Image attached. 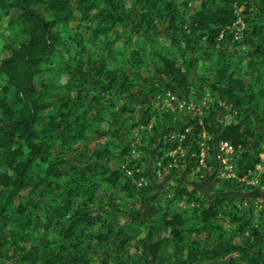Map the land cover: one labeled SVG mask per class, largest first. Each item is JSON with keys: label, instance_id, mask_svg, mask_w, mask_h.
<instances>
[{"label": "trees", "instance_id": "trees-1", "mask_svg": "<svg viewBox=\"0 0 264 264\" xmlns=\"http://www.w3.org/2000/svg\"><path fill=\"white\" fill-rule=\"evenodd\" d=\"M195 1L0 0V264H92L93 255L110 238L116 243L111 262L103 261L107 256L102 254L99 264H162L169 246L174 251L170 264H264V197H239L252 190L243 191L237 181L219 180L207 199L180 184L172 168V197L162 200L143 170L148 159L131 155L145 144L153 147L145 152L150 161L155 150V182L157 170L172 161L163 155L168 147L175 148L165 136L183 131L189 122L192 129L183 142L188 173L198 164L203 128L212 137L210 153L220 141L237 149L239 177L260 162L263 114L235 117L228 124L212 119L223 106L238 114L258 93L264 96V0H203L191 13ZM241 7L246 11L240 12L244 17L239 30ZM220 45L232 47L234 54L221 51ZM240 50L250 53L244 56ZM203 64H217L208 85L206 76L196 73ZM124 67L137 72L130 77ZM164 76L167 81L157 83ZM244 76L254 83L247 87ZM205 91L209 116L180 120L169 111L156 112L147 129L152 99L172 92L198 104ZM134 126H144L143 147L129 144ZM89 133L106 138L105 144L89 152ZM79 143L83 146L75 148ZM142 177L147 184L137 188ZM43 185L48 191L39 194ZM260 186L264 191V173ZM103 188L115 198L143 199L150 209L147 218L139 206L130 204L123 213L114 201L105 204L97 198ZM177 201L192 206L187 213L179 211ZM234 201H247L252 210L260 202L263 209L257 220L249 219L245 211L239 215L242 210ZM223 207L234 225L229 233L245 236L242 244L232 243L217 223ZM100 213H105L106 227L92 236ZM122 215L129 219L126 227L118 223ZM30 229L59 232L60 240L55 246L41 243ZM189 233H205L206 239L189 243ZM92 238L93 249L88 245Z\"/></svg>", "mask_w": 264, "mask_h": 264}, {"label": "rangeland", "instance_id": "rangeland-1", "mask_svg": "<svg viewBox=\"0 0 264 264\" xmlns=\"http://www.w3.org/2000/svg\"><path fill=\"white\" fill-rule=\"evenodd\" d=\"M203 0H196L195 3L194 2H191L192 4L190 5L191 7V13H193L199 6V2H201ZM207 2V0H205ZM243 11H246V9L244 8H239L238 10V15H239V19H238V23L240 25V27L238 28L239 30L243 27L241 26L242 25V20H240L241 18L240 17H244V14ZM242 12V13H240ZM252 19L256 20V14H253V11L251 12L249 10L248 12ZM247 13V14H248ZM220 49L221 51L223 52H226L228 54L233 53V50H232V47H228L226 49H223L222 46L220 45ZM249 50H240V52L246 56L250 53V51L248 52ZM240 54H237V57L239 56ZM212 60H214V58H212ZM211 65V64H210ZM209 64H203V65H200L199 67L196 68V73L197 75H203V76H206V80H205V84L208 85L210 84V82L212 81V77L214 75V71H215V68L217 67V64L215 65H211L210 66ZM219 67V65H218ZM125 73L130 76V77H133V75L137 72L136 69H133L131 67H124L123 68ZM140 74L142 75V77H147V74L142 70L140 72ZM157 83L159 84H164L167 79L164 77H159L156 79ZM244 83L245 85H247V87H249L251 84L254 83V80H250V78L248 76H244ZM260 87V86H259ZM258 87V85H255V87L253 88L255 91H258V89H260ZM206 94H207V91H205ZM54 101V100H52ZM209 103V104H208ZM208 103H207V106H205L202 111L198 114L201 118V120L203 119V117H206V116H209V112H210V100H208ZM151 104H152V109H151V113L146 117L147 118H150L151 119V122L149 123L147 129L150 130L152 125L154 124V117H155V113H161L162 111H169L171 112L174 117H178V118H185L186 116L187 117H196L197 115H193L192 112H189V113H185V112H180L178 110H176L175 106L174 105H168L167 103L163 102L162 104H158L157 102H154L153 100H151ZM225 106L221 107V109H219V111H217L215 113V115L213 116V119L212 121H214V123H220V121H224V123L226 124L227 122L229 121H233L236 117L237 120H240L242 119L244 116H249V117H252L253 119L256 118V114L259 113V114H263L264 115V96H262L260 93H258L257 95V99L256 101L251 104V105H245L244 108H243V111L238 113V114H235V113H230V111L227 109V108H224ZM137 109V108H136ZM141 113L142 111H139L137 113H135L133 115V117H135L137 119V117H140L141 116ZM109 120V118H108ZM110 121V120H109ZM137 121V120H136ZM264 121V120H263ZM200 123H202V121H199ZM263 126H264V122H263ZM150 127V128H149ZM248 127L245 126L244 129H247ZM144 130V126H142V128L140 126H134L130 129V132L131 133V141L129 142L130 146H134V147H143L141 145V142H140V139H141V136H142V131ZM204 130V128L202 129ZM123 133H121L122 135ZM208 137H210L211 135L210 134H207ZM106 138H100V137H97L95 133H89L88 136L86 137V140H85V143H86V148L89 152H92L96 149H99L101 148L105 142H106ZM147 144L144 145L143 149H144V152L141 150L139 153L137 152L138 156H134V158H138V159H143V158H147L148 161H149V156H146V152H147V149L148 151L150 149H153V147L151 148H148L146 147ZM211 145V144H210ZM83 144L82 143H79L75 146V148H80L82 147ZM133 147V148H134ZM169 148V147H168ZM210 150H211V146H210ZM146 151V152H145ZM187 153V152H186ZM185 154V153H184ZM132 155V154H131ZM165 155V154H164ZM163 155V156H164ZM133 156V155H132ZM259 158H260V162L257 163V167L256 169L253 171L252 175L249 176L247 178L248 181H251V182H254L255 184V187H260V179H261V176L262 174L264 173V151H262L260 154H259ZM148 161L145 163L143 162V170L147 173V168H148ZM187 162L186 163H183V161L179 160L177 161V166L175 167L176 168V171H177V174L175 176V179H177V181L182 184V185H187L190 189L191 188H194L192 187V182L195 181L197 183H202L204 182L205 180H202L200 178L197 177V175H195L194 173H192V171H187V166H186ZM157 165L159 166L160 163L158 162ZM116 166L117 164L114 162L113 164L110 165V169H116ZM154 167V164L153 166L151 167V171H152V168ZM195 168V167H194ZM139 172L141 173L140 171V168H138ZM194 171V170H193ZM157 179H155V182L156 183H160V182H163V181H166L165 179L168 177H170L168 179V181L165 182L164 186L162 187H157V191L158 193H160V197L162 200H169L170 197H172L171 195L169 196L168 194L170 193V190H171V187L173 186V183H175L173 181V176L171 175V168L167 167L166 169L164 170H157ZM216 181H219L220 179L218 178H212ZM213 180H210L209 182H205L206 184L207 183H212ZM215 183V181L213 182ZM240 184H243V183H240ZM203 186H205L203 184ZM143 187V186H142ZM243 187L245 188L243 191H251L253 190V186L252 185H247V184H243ZM137 188H140L137 186ZM105 188H103V190H101L98 194H97V198L98 199H103L105 201V204H108L111 200L114 201L113 205L114 206H118V208H121L122 211L121 212H125L127 209H128V205L130 204H133L134 206L136 207H140L142 209V216L143 218H147L149 212H150V209L146 206H144L143 204V199H136V198H133V199H128V198H125V197H114V192L113 191H109V190H104ZM195 189V188H194ZM48 191V189L46 188V185H43L40 189V192L39 194H44ZM197 193L199 195H203L205 196L207 199H210L211 196L215 193V187L213 189H207V190H203V191H200ZM117 194V192H116ZM38 198L41 199L40 196L37 195ZM123 203H124V206H123ZM174 204L178 207L179 211H183V212H186L192 205L191 204H188L186 202H183V201H177V202H174ZM233 205H235L238 209H241L242 212L239 214L241 215L242 213L244 214L245 212L248 213V217L250 219V217H253L254 219L257 220V216L259 215V211L262 208V206H260V202H255L252 206H253V210L251 207V205H249V203L247 201H234ZM245 211V212H244ZM236 212V211H234ZM126 213V212H125ZM187 213V212H186ZM189 214V212H188ZM229 212H228V209L227 207H223L221 209V211L217 214V223L228 233L227 236L228 237H231L230 238V241L232 243H235V244H242L245 240V236H237V235H233L232 233H229L231 229H233L234 225L230 222V217L228 216ZM245 215V214H244ZM105 217V213H100L98 215V223L94 226V228L91 230V233L90 235L93 236V234H96V233H99L101 231H103L106 227V221L104 219ZM129 219H127V216L126 215H122L120 216V218L118 219V223L120 226H123V227H126V225L128 224ZM255 220V221H256ZM130 231V230H129ZM28 233L30 234H33L35 235L36 237L39 238V240L41 241V243H51V245L55 246L58 244L59 242V238L61 236V234L59 235V232H50L48 234H43L42 232H39V230L37 229H30L28 231ZM131 233V231H130ZM144 234L141 233L140 234V237H142ZM206 239V234L205 233H200V234H195V233H189V234H186L185 235V240L187 242H191V241H194V240H198L200 241L201 243ZM90 242L88 243V245L93 249L96 245V242L95 240L92 238L89 240ZM116 243H113L112 242V238H110L108 240V242H106L104 244V246L101 247L100 249V253L99 254H94L93 255V261H92V264H99L100 262V259H103L104 257H102V254H106L107 258H104L103 261H107V263H110L111 260H109L108 258L111 257V251L113 249V247L115 246ZM24 246H30V243L29 242H25L23 244ZM133 243H131L130 247H129V250L130 252L134 253V249H133ZM11 247V246H10ZM264 248V246H262ZM96 248V247H95ZM173 247L172 246H169L167 249H165V251L163 252L164 254L161 255L162 259L165 260L164 263L162 264H170V257L173 255L174 251L172 250ZM8 253V255H11L12 252L10 251V249H8L6 251ZM11 261V260H10ZM14 259L11 261L13 262ZM243 262V261H241ZM149 264H154L153 260H149Z\"/></svg>", "mask_w": 264, "mask_h": 264}, {"label": "built area", "instance_id": "built-area-1", "mask_svg": "<svg viewBox=\"0 0 264 264\" xmlns=\"http://www.w3.org/2000/svg\"><path fill=\"white\" fill-rule=\"evenodd\" d=\"M208 94H206V98L203 99L202 102L198 104H194L192 102H186L184 100H180L176 97V95L172 92H166L163 95H159L153 99L154 102L158 104H162L163 102L168 105H174L176 110L180 112L189 113L192 112L193 115H197L202 111V109L207 106L208 103ZM195 118V117H192ZM182 118H180L181 120ZM142 128V126H141ZM150 128V127H149ZM191 126L188 123L183 125V131L177 132L172 131L165 136L166 143L169 145H173L175 148L170 149L165 152L164 157H171L172 161L168 164L169 168H175L177 166V161L181 160L183 163L187 162L188 153L183 147V142L186 139V135L191 132ZM212 137H208L205 130L202 131L200 135L199 141V161L195 168H192L190 171L197 175L198 178L205 180L211 174H213L212 178H218L220 180H228V181H237L240 183H245L247 185H252L255 187V183L248 181L247 178L252 175L253 171H247L245 175L242 177L238 176L239 167V154L237 149L228 141H220L217 144H213L212 151L210 153V145L209 141ZM185 153V154H184ZM133 156H138L137 151L133 149L131 151ZM209 157V158H208ZM208 158V160H207ZM207 161H210L207 163ZM187 166V164H186ZM257 166H255L256 169ZM194 170V171H193ZM138 171V170H137ZM132 171H127L128 175H131ZM147 184V180L145 178H141L137 184L138 187H142ZM259 188L263 191V188ZM255 189V188H254Z\"/></svg>", "mask_w": 264, "mask_h": 264}, {"label": "water", "instance_id": "water-1", "mask_svg": "<svg viewBox=\"0 0 264 264\" xmlns=\"http://www.w3.org/2000/svg\"><path fill=\"white\" fill-rule=\"evenodd\" d=\"M154 154H155V150L151 152L150 161H149L148 168H147V173H148V176L150 178V181L153 183L154 188L157 191V187L158 186L159 187L164 186L165 182L168 181L169 178L167 177L165 179L166 181H163V182H160V183L154 182V180L151 178V166H152V161H153ZM192 185H193L192 187L200 186V184L196 183V182H192ZM236 195L239 196V197H244L245 199L249 200V199H255V198H263L264 197V191H262L259 188H256L255 191H252V192H249V193H239V194H236Z\"/></svg>", "mask_w": 264, "mask_h": 264}, {"label": "crops", "instance_id": "crops-1", "mask_svg": "<svg viewBox=\"0 0 264 264\" xmlns=\"http://www.w3.org/2000/svg\"><path fill=\"white\" fill-rule=\"evenodd\" d=\"M153 100V99H152ZM231 121H229V122H227L226 124H228V123H230ZM220 123H224V121H220ZM225 124V123H224ZM141 127V126H140ZM123 138V140H124V138H125V136H123L122 137ZM209 158V157H208ZM208 158H207V160H208ZM208 162H210V161H207V163ZM212 176H213V174H211L209 177H207V179L204 181V182H202V183H199L200 184V186H198V187H194L195 189H196V191H198V192H200V191H203V190H207V189H213L215 186H216V183H213L214 181L215 182H217L216 180H214V179H212ZM170 178V177H169ZM210 180H213V182L212 183H205V182H209ZM203 184L205 185V186H203ZM252 191H255V189H253Z\"/></svg>", "mask_w": 264, "mask_h": 264}, {"label": "flooded vegetation", "instance_id": "flooded-vegetation-1", "mask_svg": "<svg viewBox=\"0 0 264 264\" xmlns=\"http://www.w3.org/2000/svg\"><path fill=\"white\" fill-rule=\"evenodd\" d=\"M193 182H195V181H193ZM197 183V182H196Z\"/></svg>", "mask_w": 264, "mask_h": 264}]
</instances>
